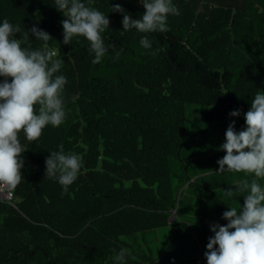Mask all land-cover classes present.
Wrapping results in <instances>:
<instances>
[{
  "label": "trees",
  "instance_id": "16d2710c",
  "mask_svg": "<svg viewBox=\"0 0 264 264\" xmlns=\"http://www.w3.org/2000/svg\"><path fill=\"white\" fill-rule=\"evenodd\" d=\"M172 2L180 14L168 16V31L140 33L124 31L123 15L111 12L120 4L139 18L140 0H93L110 20L101 34L108 51L94 64L86 38L63 43L66 17L54 0H0V23L51 35L47 47L63 61L57 75L67 79L64 122L47 125L36 141L19 133L24 167L13 204L0 202V264H116L121 249L126 264H197L210 224L227 223L220 222L227 201L211 191L210 212L198 193L208 187L198 178L208 176L212 160L197 174L193 169L206 155L205 125L224 129L235 120L242 129L244 118L229 113L239 107L246 113L264 91V0ZM143 36L151 48L140 45ZM30 40L33 49L44 47ZM194 106L201 111L192 119ZM61 145L65 154L82 156L66 192L58 179L45 177V160ZM233 184L222 185L221 193ZM239 203L228 199L230 207ZM192 218L200 234L190 232L185 220ZM169 227L171 246L158 253L147 234Z\"/></svg>",
  "mask_w": 264,
  "mask_h": 264
},
{
  "label": "clouds",
  "instance_id": "9594fccd",
  "mask_svg": "<svg viewBox=\"0 0 264 264\" xmlns=\"http://www.w3.org/2000/svg\"><path fill=\"white\" fill-rule=\"evenodd\" d=\"M93 0H54L55 7L66 19L61 21L63 43L71 44L74 37H84L90 42V52L95 54L92 63L98 64L108 48L102 33L109 28L107 14L92 7ZM144 13L133 18L120 4L111 5V12L123 15L124 31L135 29L140 33L166 32L169 15H179L172 0H140ZM19 34V38H17ZM30 36L41 41L44 47L33 49ZM51 35L33 26L22 29L7 19L0 23V202H14V191L22 180L24 159L19 133L23 131L28 141H36L43 129L51 124L60 126L65 120L62 93L67 83L64 75H57L63 61L54 59L57 53L47 47ZM140 45L151 48L143 36ZM115 53L119 58L121 52ZM36 105H39L37 112ZM241 117L245 126L237 131L235 120L229 123L225 142L219 146L226 154L217 161L218 172H243L254 174L251 183L244 180L235 188L224 189L228 197L234 191L247 193L243 205L228 206L221 219L225 225L210 224L204 256L207 264H264V91H257L251 99L249 110L242 108L229 113ZM45 177L58 179L64 191L77 179L82 167V156L61 150L50 153L45 160ZM175 212L170 223L176 218ZM218 246V247H217ZM116 252V250H113ZM126 249L115 254L116 264H126Z\"/></svg>",
  "mask_w": 264,
  "mask_h": 264
},
{
  "label": "rangeland",
  "instance_id": "374dc122",
  "mask_svg": "<svg viewBox=\"0 0 264 264\" xmlns=\"http://www.w3.org/2000/svg\"><path fill=\"white\" fill-rule=\"evenodd\" d=\"M192 111V112H191ZM201 110L194 106L192 107V109L189 108V112H191V118L194 119L196 115L199 114ZM202 116V115H201ZM200 116V117H201ZM239 122V121H238ZM198 123H200V121H198ZM197 123V124H198ZM208 129V139H207V147L204 148V152L203 154H206L204 155V157H200L198 162H200L201 159H204L202 160V163H198L197 166L193 169L194 172L197 174L198 172H200L201 170L203 171L205 168H208V163L204 164L207 160L210 161L212 160V164L210 166V171L208 173H205L203 175H208V176H202V175H199V176H202L200 178H198V181L200 183H207L208 184V187L207 189H203L201 188L199 192L203 191L201 194H202V199L204 200L203 201V207L208 204L207 208H210V212H213L211 211L213 206H216L215 203H212V195L210 194L211 191H215L216 193V196L219 198V199H222V200H226L227 201V206H229L228 204V199L230 198V202L233 204L235 201L236 202H240L239 205H243V202H244V197L247 193H241V192H238L239 195H240V198L237 197V192L234 191L236 194H234L232 197H228L225 194L221 193V189L223 188L222 185H225V184H228L229 182L230 183H233V189L235 188L236 186V181H239L240 179L242 181L244 180H248L249 183H251V180L252 179H256L254 174H248V173H243V172H230V171H225L223 173H219L218 172V169H219V165L217 164V161L219 159H221L226 153L223 151V150H220L219 146L225 142V140H223V137H225V132H226V127L223 129V128H220L218 127L217 129L215 128V126L211 125V124H208V125H205ZM237 131L241 130V129H236ZM220 138H222L220 140ZM214 139L217 140V146H214V145H210V142H214ZM204 161V163H203ZM198 171V172H197ZM232 176L234 178H232ZM210 178V179H209ZM197 179V178H195ZM194 179V180H195ZM232 180V181H231ZM241 182V181H240ZM258 182L261 184L262 187H264V179H259ZM208 196V197H206ZM208 199V200H207ZM210 199V200H209ZM202 203V202H201ZM201 205V204H200ZM239 208V206H238ZM218 215L214 216L213 219H216ZM189 219V217H186ZM191 221H186L189 229H190V232L191 233H199L200 234V225H197L198 221L195 222V219H190ZM221 223L224 222L223 219L220 220ZM210 224V223H209ZM175 228V227H174ZM212 235H214L213 232H211ZM174 237H177L178 238V235H179V232H175L173 233ZM148 238H149V241H151V247L153 249H155L158 253L162 251V249H164L165 247H169L171 246V242L173 241L172 240V230L171 228H166V229H162V230H159L157 232H150L147 234ZM179 241V239H178ZM206 243L203 242L201 245L198 246V262L197 264L199 263L200 261V258L202 257V259H204L205 261L202 263V264H207V261H206V258L204 256V253L206 251ZM203 252V253H202ZM193 264V263H191Z\"/></svg>",
  "mask_w": 264,
  "mask_h": 264
}]
</instances>
